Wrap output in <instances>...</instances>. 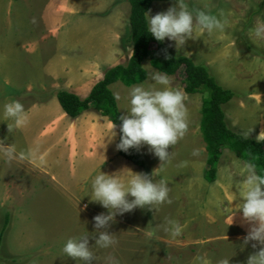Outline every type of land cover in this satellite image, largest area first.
<instances>
[{
    "label": "rangeland",
    "instance_id": "374dc122",
    "mask_svg": "<svg viewBox=\"0 0 264 264\" xmlns=\"http://www.w3.org/2000/svg\"><path fill=\"white\" fill-rule=\"evenodd\" d=\"M181 3L189 10H204L212 14L223 12L227 25L223 31L211 34L194 27V39H187L183 47H176L174 41L165 38L162 43L166 50L173 56L188 57L197 65L205 54L201 57V50L195 48L193 43L197 39L198 32L204 33L212 37L218 46V50L213 49V53L224 58H219L216 66L210 68L211 71L207 68L215 81L233 79L239 81L240 87L242 81L241 78H237V67L241 68L239 65L242 64L244 67L247 66L249 72L247 80L252 90L258 89L264 96V43L256 42L250 34V29L257 21L264 20V0H171L153 3L147 15L153 16ZM25 7L23 3L21 5L19 2H14L5 22L3 16L6 8L0 0V30L6 34L10 64L17 67V62L31 59L35 64L43 67L41 71L45 73V79L47 78L46 91L43 93L35 91L30 94H25L23 91L24 94L19 98L25 109H31L35 103V113H37L35 119L41 130L45 125L43 123H47L51 115L61 109L56 99L57 92L72 93L79 100H84L93 85L102 79L104 72L113 67V62H108L109 58L105 59V54H108L111 42L115 43L113 41L115 34L118 38L116 42L119 51L117 63L126 64L131 55V45L127 42L129 4L127 0H30ZM250 40L255 41L254 45ZM227 51L240 57L239 60L232 61L230 58L226 60ZM95 55H99L98 61L103 62L101 67L94 68L93 76L82 75L79 67H73L77 63L93 62L90 58ZM208 56H211V52ZM0 59L2 60L1 56ZM107 64L109 66H105ZM39 66H35V71ZM142 67L147 70L146 75H148L142 84L146 88L153 86L149 75L155 70L150 67L148 60L142 63ZM85 69L90 70L87 66ZM243 75L241 72L239 76ZM183 78V72L179 71L177 77H170L171 86L183 90ZM147 80L149 81L146 82ZM247 80L245 79L246 83ZM131 87H125L120 83L109 87L113 95L118 93L120 96L116 103L121 114L129 106L127 93ZM1 88L5 90L6 86L0 81V96H4L5 92ZM8 89L10 93L11 87H7ZM187 97L188 130L177 144L169 147L168 151L172 155L169 162L163 166V173H160L158 168L161 162L148 151L147 146L141 147L138 151L145 162L143 168L136 167L119 157V171L127 168L132 172L151 174L157 168L155 172L160 174L154 175V180L164 178L167 181L171 203L154 205L152 209L136 208L128 212L129 217L136 220V230L128 229V236H122L125 230L114 225L119 227L120 234L117 235L118 228L111 224L109 231L117 241L113 247L98 248L93 245L94 239L90 237L89 244L93 245L96 256L94 264H107L109 257H115L119 264H194L197 256L204 258V264H219L220 260L226 258H229V264H246L248 256L259 250V245L255 249L251 247L253 242L243 244L249 225L243 221L242 213L236 210L235 189L244 183L246 164L225 149L217 166L216 181L208 183L204 179V170L207 167L204 143L199 132L201 95H187ZM239 99L238 101H242L241 98ZM260 100L264 103L263 97H260ZM229 108L227 109H233L231 105ZM91 110L94 111L92 108ZM92 111L86 110L74 120L81 118V115H88L101 118L99 119L102 120L101 123L108 122L107 118ZM256 115V111L247 115V123L251 126L255 124ZM27 125H29L28 129L24 132L31 138L32 122L29 121ZM113 131L116 135L110 144L113 141L115 143L118 136L117 129L114 128ZM101 133H104L103 129ZM110 134L111 131L106 132L107 137ZM31 139L29 141L32 144L33 137ZM32 147L34 148L35 145L32 144ZM61 150L52 145L48 146L43 154V167L47 173L56 177V182L50 180L49 175H44L42 186L37 185V188L46 185L42 188L45 194L42 196V208L39 211L35 212V180H33L34 186L33 183L27 185L29 180L22 176V180L25 181L24 189L19 193L15 184V187L11 188L16 202L23 204L19 206L21 211L18 218L28 219L18 227V231L31 241L28 246L29 251L18 256L29 258L23 259L19 264L33 262L81 264L79 260L74 261L67 257L62 252V246L69 237L85 233L96 234L93 221L96 215L94 207L100 205L92 202L89 196H85L90 193L91 178L97 173L94 169L95 162L91 163L89 160L85 164L87 166L84 171L80 168V158L76 156L69 158L67 150L64 153ZM194 150L197 152L196 155H193ZM87 153L93 154V148L87 150ZM8 163L14 162L8 161ZM11 181L14 182V179ZM217 201L220 202L219 207ZM231 206H236L235 210ZM2 209L11 211V218L0 245V252L5 255L4 253L10 254L6 241L15 229L12 230L13 210L7 207L0 208ZM35 215L40 222L36 228ZM123 215L120 216L127 217L125 213ZM88 218L92 221L89 227ZM170 219L179 223L181 234L173 239L165 232L164 236L166 235L170 241L160 242L159 235L164 232ZM42 231L50 240L44 244V239L38 236L36 238L39 241L35 243V232L42 234ZM216 237H221L220 242L200 243ZM228 239L230 241H227ZM97 253L100 256L103 254V258H97Z\"/></svg>",
    "mask_w": 264,
    "mask_h": 264
},
{
    "label": "clouds",
    "instance_id": "9594fccd",
    "mask_svg": "<svg viewBox=\"0 0 264 264\" xmlns=\"http://www.w3.org/2000/svg\"><path fill=\"white\" fill-rule=\"evenodd\" d=\"M226 25L223 12L212 14L204 10H189L182 3L153 16L147 15V32L156 41L162 42L165 38L174 41L176 47H183L189 38L194 39V27L211 34L223 31ZM250 34L256 42L264 43V20L257 21L250 29ZM149 79L153 86L146 88L143 84H137L128 90L129 106L119 116L120 136L115 147L128 153L130 149L139 151L141 147L147 146L148 151L161 162L158 168L163 173V166L172 155L168 151L169 147L177 144L188 130V97L182 89L171 86L170 77L165 73L154 71L150 73ZM114 98L119 100V94L114 93ZM3 115L12 121L15 128H23L27 124L25 108L19 101L5 103ZM115 127L113 122L111 134L107 137L109 142L116 135L113 131ZM37 153L38 147H34L20 156L22 159H35ZM196 154L194 150L193 155ZM6 155L12 159L14 150L7 151ZM244 167V183L235 189L236 210L242 213L243 221L249 225L243 244L253 242L251 247L254 249L259 245V250L248 256L246 264H264V175L258 174L254 165L246 164ZM156 169L147 174L124 168L111 175L99 170L91 178V191L85 196L106 209L107 214L100 213L93 217L95 235L85 233L67 238L62 252L74 261L79 260L81 264H94L96 256L93 245L107 249L117 243L113 233L109 231L116 215H123L136 208L152 209L154 205L171 203L167 181L164 178L154 180V175L160 174L155 172ZM217 205L220 206L219 201ZM234 213L231 215V222ZM164 231L174 239L181 234V226L170 219ZM90 237L94 239L92 246L89 244ZM107 264H119V261L115 257H109ZM194 264H204V258L195 257ZM219 264H229V258L220 260Z\"/></svg>",
    "mask_w": 264,
    "mask_h": 264
},
{
    "label": "crops",
    "instance_id": "0c3cea01",
    "mask_svg": "<svg viewBox=\"0 0 264 264\" xmlns=\"http://www.w3.org/2000/svg\"><path fill=\"white\" fill-rule=\"evenodd\" d=\"M1 1L5 4V8H6L5 15L3 16L4 21L6 22L7 15L11 10L10 8L13 7L14 1L13 0H1ZM16 2H19L21 5L23 3L24 8H26L25 5L30 3V0H19ZM147 14H146V19H147ZM116 36L117 35L115 34L113 37V41H115V43L111 42L108 50L109 52L108 54H105L106 56L105 59L109 58L108 62L110 63L113 62L112 63L113 67L125 66L128 60L125 65H120L117 63L119 58V51L117 47L118 43L116 42L118 41V38ZM127 42H128V37H127ZM254 42L255 41L253 40L251 41L253 45ZM195 43H193L194 44L193 46L201 50L202 53L201 57L203 54H205L204 58H200L202 60L200 61V63L197 64L204 65L210 70V68L213 65L216 66V63L218 62L219 58L221 57L223 58V56L219 57V54L213 53V49L218 50V46L216 45V42H214V39L212 37L210 38L206 36V34L204 33L202 34L198 32ZM7 47L8 46H7L6 34H4L2 30H0V56L2 58V60L0 59V81L1 84H3V86H6L5 90L1 88L2 91L5 92L4 96H0V208L7 207L13 210L12 230L15 229V232L9 235L6 244L11 255L19 256V255H24L26 254L25 252L29 251L28 246L31 244V241L27 237H25V234H21L18 231V227L22 226V224L25 223L26 220L28 219L21 220L18 218L21 211V209H19V206H23V204L20 205L19 203L16 202V197L12 195L11 188H14L16 185V187L19 189V193L21 192L22 189H24L25 181L22 180L21 178L22 176H24L29 180L27 181V185H31L33 183V180H35V212L39 211L42 208L41 199L42 196L45 194L43 193L44 190L42 188H45L46 185L44 184L43 187H39V188H37V185L40 184L39 186H42L41 185V183H43L42 177L44 175H49L50 180H54V182H56L55 181L56 177H54L51 173H47L46 169H44L42 164V160L44 157L43 154L48 146L55 145V147H58V149H62L61 151L63 153L66 152L67 150L69 158H72L73 156H76V158H80L79 159L80 168L83 169L84 171L87 166L85 164L90 160L91 163L92 161L95 162L94 169L96 170V172H99L100 170L109 175L119 171L118 169H119L120 156L118 155L117 149L115 147L118 136L116 142L114 143L113 141L111 144L106 136V132L111 131L112 124L109 122V120L104 124L101 123L102 120H99L101 118L97 116L90 117L88 115L86 116L81 115L80 116L81 118L74 120L66 116L64 112L60 109L58 113L51 115L47 123H43L45 125H43V129L40 130V126H38L39 124L36 123L35 116L37 113H35V103H33L32 108L25 109V112L28 118L27 123H29V121L32 122V127H33V132H31V136L33 137L32 144H34L35 147H38V153L35 159H22L20 154L33 148L32 144L29 141V139L32 140L31 139L32 137L29 138V136L24 132L26 129H28L29 125L26 124L23 128H15L13 126L12 121L3 115V105L13 100L20 102L19 98L22 94H24V92L25 94L35 93V91H37L38 93L45 92L46 91L45 82L47 78L45 79L44 77L45 73L41 71L43 67L41 65L39 66L35 64L34 60L25 59L24 61H19L17 62L16 65L17 67H15L14 64H10L8 59ZM22 48L23 45L21 46V49ZM209 52H211L210 57L208 56ZM227 52L225 53L226 60H228L229 58L232 61L233 59L239 60L240 57L234 56L233 52L230 51ZM98 56L99 55L97 56L95 55L94 57L90 58L92 59L90 61L93 62L90 63L88 62L85 64L77 63L73 65V67L74 66L79 67L81 70L80 74L82 75L93 76L95 73L94 68H99L102 66L103 61H98L100 60ZM191 58L196 61L194 57ZM244 65L246 66V64ZM35 66H39L36 69V71H35L36 68ZM63 66L67 67L65 65ZM85 66H87L88 69L90 70L85 69ZM105 66H109V64ZM239 66H241V68L237 67L238 70L237 78H241L242 84H240V87H239V81L233 79L232 80L219 79L220 80L218 81L219 83L217 82L219 86H221L224 89L230 90L235 94V96L228 103L221 106L225 118L226 127L234 134L240 135L247 139L260 141L264 139V103L260 102L261 101L260 97L264 98V96L259 92L258 89L252 90V88L250 87V82L249 80H247V74H249V72L247 71V66L244 67L242 64ZM144 70L147 73V70L146 69ZM241 72L244 74L243 76H239ZM146 78H148V75ZM245 79L247 80V83ZM148 81L149 80H147L146 82ZM9 86L11 87L10 93H9V89L7 90V87ZM239 98H241L242 101H238ZM230 105L233 107V109L231 110H229ZM89 111L92 110L89 109ZM255 111L257 112L256 115L257 118L255 124L251 126L250 124L247 123L248 120L247 115H251L252 113H255ZM79 119L80 122H78ZM101 129L104 130V133H101ZM91 148H93L94 153L90 155L87 153V150H90ZM9 150H14V156L12 159H9L6 155V152ZM223 151L225 150L221 151V157ZM231 155H233V153ZM8 161H13L14 163H8ZM11 179H14V182H12ZM18 180H20L21 183ZM21 203H23V201H21ZM231 207L232 209L235 210L236 206H231ZM94 210H96L97 212V213L95 212L96 215L100 213L107 214V210L102 208L101 206H95ZM125 215H127V217H123L124 215L123 216L116 215L115 220L112 223L113 227H115L114 225H118L120 228L125 230L122 236L129 235L128 229L136 230V226H135L136 220L130 218L128 213L127 214L125 213ZM91 222H92L91 219L88 218L87 219L88 227L90 226ZM39 225L40 222L37 216L35 215V228ZM118 226L115 227L118 228V231L116 232L117 235L120 234ZM163 233H165V231L160 233L159 241L160 242L170 241L168 237H166V235L164 236ZM38 236H41L42 237L41 239H44L43 240L44 244L50 240L48 237H46V234L43 231L42 234H38L35 232V243L39 241V239L36 238ZM220 238L221 237H216L212 239H207L205 241H200V240L199 241L200 243L203 244H208V243L210 244V243L220 242ZM227 241L230 240L228 239ZM97 255H98L97 258L98 257L103 258V254L102 256H100V254L97 253ZM0 264L3 263L0 262ZM31 264H35V263L33 262Z\"/></svg>",
    "mask_w": 264,
    "mask_h": 264
},
{
    "label": "trees",
    "instance_id": "16d2710c",
    "mask_svg": "<svg viewBox=\"0 0 264 264\" xmlns=\"http://www.w3.org/2000/svg\"><path fill=\"white\" fill-rule=\"evenodd\" d=\"M14 2L19 0H13ZM171 0H127L129 4V36L131 55L125 66H114L106 70L101 80L91 88L84 100L75 95L59 91L56 93L57 102L66 116L77 118L82 112L93 109L118 129L119 142V116L116 99L109 87L120 83L125 87L142 84L146 80V72L142 63L148 60L150 67L157 72L165 73L169 77H177L179 71L183 72V91L187 95H201L199 132L206 152V170L204 179L208 183L216 180L217 166L222 150H228L245 164L255 166L258 174L264 175V139L257 141L234 134L227 129L221 106L228 103L235 94L217 84L204 65L193 63L185 56L171 55L163 43L156 41L147 32L146 14L155 2H168ZM153 46V49H151ZM167 56V58H166ZM118 155L136 167L143 168L145 162L140 153L130 149L128 153L117 150ZM11 218V211L0 210V245L2 236ZM1 248V247H0ZM2 252H0L1 254ZM0 255V261L5 264H19L28 256L20 258L10 254Z\"/></svg>",
    "mask_w": 264,
    "mask_h": 264
}]
</instances>
